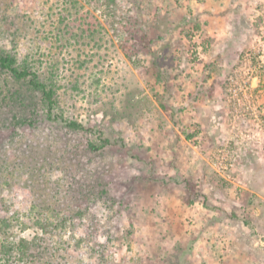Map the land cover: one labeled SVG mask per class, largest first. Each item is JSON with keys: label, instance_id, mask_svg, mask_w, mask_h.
Wrapping results in <instances>:
<instances>
[{"label": "rangeland", "instance_id": "374dc122", "mask_svg": "<svg viewBox=\"0 0 264 264\" xmlns=\"http://www.w3.org/2000/svg\"><path fill=\"white\" fill-rule=\"evenodd\" d=\"M1 56L7 264H264V0H0Z\"/></svg>", "mask_w": 264, "mask_h": 264}, {"label": "trees", "instance_id": "16d2710c", "mask_svg": "<svg viewBox=\"0 0 264 264\" xmlns=\"http://www.w3.org/2000/svg\"><path fill=\"white\" fill-rule=\"evenodd\" d=\"M0 61L2 64L6 67H8L12 72H14L19 78L27 79L31 86L42 92L44 101L48 108V113L50 118H55L56 115L53 116V110L56 104V101L54 99L55 97V91L53 88L49 87L46 83L40 80L37 73H32L28 71L27 69H19L15 66V59L10 56H1ZM53 116V117H52ZM57 118V117H56ZM68 126L72 129H80L84 128L82 124L78 123L77 121H69ZM91 147L97 148L93 143L91 144ZM5 225L9 226V221H5ZM37 239L33 240L32 242H27V240L22 239L19 242H13V241H5L3 247V258H0V264H7V261L9 260L8 256L15 252V254L19 255L20 260H23L28 255V243L31 245V247L36 248L38 246Z\"/></svg>", "mask_w": 264, "mask_h": 264}]
</instances>
